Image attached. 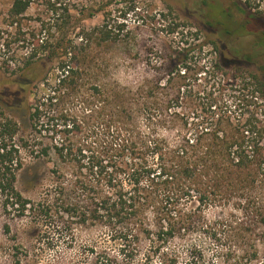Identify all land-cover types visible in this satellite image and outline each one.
Wrapping results in <instances>:
<instances>
[{
  "label": "trees",
  "instance_id": "16d2710c",
  "mask_svg": "<svg viewBox=\"0 0 264 264\" xmlns=\"http://www.w3.org/2000/svg\"><path fill=\"white\" fill-rule=\"evenodd\" d=\"M108 1L0 0V45L8 54L3 70L15 78L26 77L31 70V86L40 82L31 119L39 121L40 107L66 97L81 106L72 128L85 137L75 144L62 139L37 153L59 158L72 153L85 177L76 180L77 193L55 211L31 202V213L64 217L68 231L72 223L90 221L110 227L130 263L144 242V264H155L152 259L157 254L160 264H178L181 255L169 248L170 242L201 232L228 241L225 263L264 264V85L254 75L260 87L250 96L236 97L232 109L216 112L215 106H209L211 115L195 126L192 136L182 134L168 142L158 130L167 123V110L182 97L186 81L206 73V67L200 59L188 57L189 45L164 84L133 89L105 80L97 50L121 42L128 33L122 22L110 20ZM33 6H39L37 14L27 23ZM99 13L102 23L83 24ZM233 25L230 20L223 34H230ZM166 33L174 34L176 28ZM8 40L17 45L16 50L5 44ZM174 80L176 86L166 87ZM245 97L252 99L246 115L242 114ZM11 127V121L0 123V196L4 210L22 215L29 200L14 185L22 162L18 147L10 142ZM209 208L226 209L228 216L210 220L205 214ZM149 209L152 224L145 221ZM183 257L184 264H219L204 262L193 245L186 247Z\"/></svg>",
  "mask_w": 264,
  "mask_h": 264
},
{
  "label": "rangeland",
  "instance_id": "374dc122",
  "mask_svg": "<svg viewBox=\"0 0 264 264\" xmlns=\"http://www.w3.org/2000/svg\"><path fill=\"white\" fill-rule=\"evenodd\" d=\"M103 2L105 4L106 0ZM96 4H101V0H96ZM107 4L108 10L111 9L110 20L122 22L128 33L121 42L108 43L97 50L96 60L103 61L105 80L133 89L142 84L151 87L159 82L164 84L189 45L188 57L200 59L206 67V73L197 78L192 75L191 80L186 81L182 97L167 110V123L158 130L168 142L182 134L192 136L195 126L211 115L209 106H215L216 112L225 107L232 109L236 97L250 96L260 87L252 78L254 75L264 85V0H127L126 3L109 0ZM38 8L33 6L28 12L27 23L36 16ZM129 8L132 9L126 17L120 18ZM226 14L234 24L228 35L221 31L230 26ZM102 20L103 15L99 13L83 24L94 26ZM171 28H176V33L168 35L166 32ZM5 44H9L11 50L17 49L9 40ZM5 50L6 47L2 49L0 45V123H12L10 142L18 147L22 162L14 185L29 204L26 211L18 215L3 209L0 196V264H144L147 253L144 242L139 255L130 263L121 252L119 236L102 223H72L69 232L63 227L64 217L49 218L31 213V202L47 204L53 211L58 209L62 201L77 193V181L85 177L72 153L62 158L53 153L38 157L37 153L42 147H51L62 139L75 144L85 137L72 128L81 106L66 97L59 103L40 107L39 121L31 119L38 99L36 86L40 82L37 80L31 86V70L23 78L9 76L3 70L8 55ZM9 64L12 66V62ZM172 85H177L175 80L166 87ZM262 90L264 95V87ZM249 100L252 99L242 100L247 105L242 114H248ZM64 123L67 126L64 127ZM139 123H142L140 119ZM227 212L223 208H209L205 214L210 220H217L227 217ZM145 221L152 224L151 209L146 211ZM190 245L197 246L204 262L228 264L225 260L229 256L224 254L229 243L224 236L213 238L201 232H190L171 241L169 248L178 250L181 255L178 264H184L183 254ZM261 248L264 249V243ZM157 255L152 260L160 264Z\"/></svg>",
  "mask_w": 264,
  "mask_h": 264
}]
</instances>
